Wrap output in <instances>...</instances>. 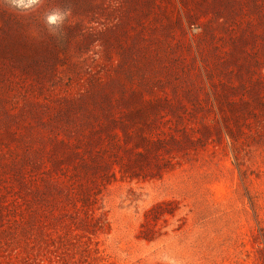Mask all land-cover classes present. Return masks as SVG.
Returning a JSON list of instances; mask_svg holds the SVG:
<instances>
[{"label":"rangeland","instance_id":"374dc122","mask_svg":"<svg viewBox=\"0 0 264 264\" xmlns=\"http://www.w3.org/2000/svg\"><path fill=\"white\" fill-rule=\"evenodd\" d=\"M0 264H264V0L0 9Z\"/></svg>","mask_w":264,"mask_h":264},{"label":"clouds","instance_id":"9594fccd","mask_svg":"<svg viewBox=\"0 0 264 264\" xmlns=\"http://www.w3.org/2000/svg\"><path fill=\"white\" fill-rule=\"evenodd\" d=\"M42 3L43 0H0V9L10 15L30 16L39 11ZM72 15L71 7H53L43 13L42 23L48 34L60 41L65 36L64 28Z\"/></svg>","mask_w":264,"mask_h":264}]
</instances>
